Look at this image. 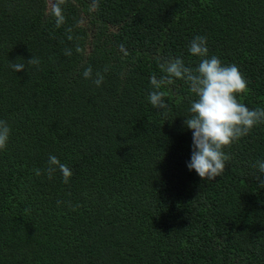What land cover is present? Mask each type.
Wrapping results in <instances>:
<instances>
[{"label":"trees","instance_id":"trees-1","mask_svg":"<svg viewBox=\"0 0 264 264\" xmlns=\"http://www.w3.org/2000/svg\"><path fill=\"white\" fill-rule=\"evenodd\" d=\"M48 3L0 0V120L11 127L0 264H264V123L205 182L187 168L188 84L161 87L166 115L148 100L163 60L198 65L189 44L201 35L246 79L238 101L264 108V0H67L60 28ZM32 56L38 67L9 66ZM88 66L108 67L100 87ZM50 154L71 169L68 184L59 170L48 178Z\"/></svg>","mask_w":264,"mask_h":264},{"label":"clouds","instance_id":"clouds-1","mask_svg":"<svg viewBox=\"0 0 264 264\" xmlns=\"http://www.w3.org/2000/svg\"><path fill=\"white\" fill-rule=\"evenodd\" d=\"M50 14L54 17L55 26L60 28L66 24L64 6L67 0H49ZM67 39H78L72 35V28L65 29ZM76 53H84L85 49L79 43L75 45ZM189 52L199 59L195 68L185 65L183 59L169 57L160 64L159 78L151 77L153 91L149 92L148 100L151 105L163 114L169 111V105L165 102V93L161 90L163 85H173L175 80L185 81L194 94L195 99L190 105V118L184 119V125L192 133V151L190 162L187 163L189 171L195 173L203 181L212 182L217 177H222L230 160L224 149L231 146L239 139L248 136L252 129L264 123V108L249 109L238 101L237 97L247 90V81L241 75L236 65L224 66L221 60L212 55L209 57L207 40L204 36H195L189 44ZM65 56L72 55V49L66 48ZM23 61V62H19ZM38 57L32 56L27 62L17 58L16 62L9 61L10 68L15 72L26 70V66L40 65ZM106 66L103 73L108 71ZM102 72H93L88 66L83 77L91 80L96 87L104 82ZM11 135V127L5 120H0V150L7 147ZM257 167L264 174V161H257ZM62 174L63 182L68 184L73 173L71 169L62 163L55 155H49L48 167L45 170L48 178L52 179L56 171ZM35 175L40 176V169H33ZM259 188H264V178L257 176Z\"/></svg>","mask_w":264,"mask_h":264},{"label":"rangeland","instance_id":"rangeland-1","mask_svg":"<svg viewBox=\"0 0 264 264\" xmlns=\"http://www.w3.org/2000/svg\"><path fill=\"white\" fill-rule=\"evenodd\" d=\"M49 4V3H48ZM50 5V4H49Z\"/></svg>","mask_w":264,"mask_h":264}]
</instances>
